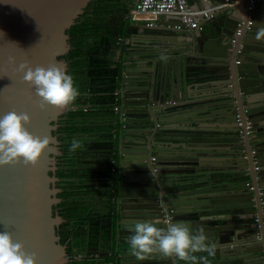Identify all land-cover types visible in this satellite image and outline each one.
I'll return each instance as SVG.
<instances>
[{
	"label": "water",
	"instance_id": "water-1",
	"mask_svg": "<svg viewBox=\"0 0 264 264\" xmlns=\"http://www.w3.org/2000/svg\"><path fill=\"white\" fill-rule=\"evenodd\" d=\"M92 1L0 0V117L27 112L32 120L28 130L50 139L36 165L26 166L21 159L0 167V232H10L26 251L36 252L38 264L69 262L59 233L65 218L55 206L63 201L57 184L63 141L57 131L73 103L67 109L41 108V98L18 67L24 62L33 69L56 65L72 75L66 57L73 48L69 29ZM240 5L241 15L234 6H225L202 20L200 31L165 27L170 37L159 36L153 44H138L149 32L134 31L129 41L134 48L127 58L120 53L125 67L142 51L145 56L138 59L153 62L154 71L137 79L124 71L120 96L125 118L122 126L116 117L112 122L117 126L112 155L120 169L118 179L111 181L107 251L114 253L116 263L190 264L158 253L144 260L131 255L129 237L135 233L130 229L136 222H155L161 228L176 223L193 232L203 228L217 244L211 264H264V204L258 190L264 186V39L254 38L257 26L264 25V0H256L251 9L249 0ZM117 57L115 53L111 61ZM213 100H220L223 110L210 123L195 118L171 133L157 126L164 107L180 102L200 107ZM238 113L252 119L256 140L240 135L245 124H238ZM252 144L262 159L257 172ZM197 196H205L206 202L194 201Z\"/></svg>",
	"mask_w": 264,
	"mask_h": 264
},
{
	"label": "trees",
	"instance_id": "trees-1",
	"mask_svg": "<svg viewBox=\"0 0 264 264\" xmlns=\"http://www.w3.org/2000/svg\"><path fill=\"white\" fill-rule=\"evenodd\" d=\"M127 3L124 0L93 1L86 12L88 16L81 17L69 29L73 48L66 57L73 60L71 76L80 95L72 104L75 108L72 107L62 116L57 131L63 141V152L59 156L60 168L57 170V175L62 179L58 185L63 188L59 192L63 201L55 208L65 218L59 226V233L62 242L67 244L69 256L73 257L77 253L88 256L72 259L68 264H95L101 261L105 264H119V261L116 263L114 253L105 250L110 238L109 218L94 213L78 200L79 195L84 193L81 189L84 185L77 184L75 178H91L97 174V178L104 176L110 182L118 179L117 168L111 164L114 144L112 130L117 126L112 123L113 120L110 123L104 122L114 119V106L122 102L115 90L122 86L124 65L120 58L111 61V57L115 54V48H121L122 52L125 50L123 40L130 29L129 18L126 17L129 11ZM116 11L120 13V18H117L120 22L119 30L110 27L108 22L100 18L104 13ZM90 38L92 40L89 41ZM84 72L87 82L83 81ZM73 138L79 139L84 147L70 152ZM89 159L95 160L98 167H86L91 162ZM69 185L71 190L65 188ZM72 193L76 195L68 199L67 196ZM87 247L105 251H99L100 257H93L87 253Z\"/></svg>",
	"mask_w": 264,
	"mask_h": 264
},
{
	"label": "clouds",
	"instance_id": "clouds-1",
	"mask_svg": "<svg viewBox=\"0 0 264 264\" xmlns=\"http://www.w3.org/2000/svg\"><path fill=\"white\" fill-rule=\"evenodd\" d=\"M254 38L264 39V25L257 26ZM160 59L167 57L161 55ZM18 71L24 74V81L35 88L36 95L41 98V108L52 105L67 109L80 95L73 77L56 65L33 69L24 62ZM31 122L27 112L10 111L0 117V167L18 163L21 159L26 166H34L49 148L47 136L41 138L28 130L26 125ZM83 147L79 139L73 138L69 151L75 152ZM130 231L135 233L129 237L130 252L138 260L158 253L190 264H211L209 257H214L217 250V244L209 240L203 228L193 232L183 223L161 228L155 222H136ZM197 253H207V256H197ZM39 259L36 252L30 253L23 243L14 241L10 232H0V264H38Z\"/></svg>",
	"mask_w": 264,
	"mask_h": 264
},
{
	"label": "crops",
	"instance_id": "crops-1",
	"mask_svg": "<svg viewBox=\"0 0 264 264\" xmlns=\"http://www.w3.org/2000/svg\"><path fill=\"white\" fill-rule=\"evenodd\" d=\"M189 1L202 3L204 5L209 4V0H189ZM234 11L238 12L239 15H241L242 5L238 4L237 6H234ZM262 16L264 17V13L262 14ZM126 17L129 18L128 21H129V26H130L129 32H128L127 36L125 37V39L123 40L126 44L125 50H124L126 58L128 55V50L134 48V47H132V45L129 42L131 34L134 31L135 32L137 31V33H140V34L143 32H149L148 35H143V37L140 36L141 38L138 39L139 40L138 44L143 43L144 45H147V44L157 43L155 38H158L159 36L170 37V36L165 35V33H164V31L166 30L165 28H162L161 26H148L149 19L146 18V16L143 18H137V20H135L134 18H132L128 14ZM100 18H102L104 21L108 22L110 27H115V28H117V30L120 29V22L118 20L120 18L119 12L116 11V12H112V13H104V14L100 15ZM136 24H137V27H135ZM90 40H92V39L90 38L89 41ZM160 42H163V41H160ZM121 51H122L121 48H115L113 50V52L119 54L117 59L120 58ZM136 53L137 52L134 53L135 59L131 63H129L128 66L125 65V67H123L122 71L124 73V71L127 70L128 72L131 73L132 78L137 79V78L144 77L149 72H153L154 68L152 67L153 62L151 63L150 60H148V62H143L142 59H138L140 56H142V58H143V56H145L142 51H139L138 54H136ZM72 64H73V62H72ZM73 70L74 69L72 67L71 71H73ZM84 74H85V72H84ZM87 80H88V78L85 74L83 81L87 82ZM167 101H169V97L167 98ZM221 105L222 104L220 103V100H213L212 102L203 103L200 105V107H199V105L197 107H195V106H192L190 103H183V102H180L176 105L171 104L169 107L163 108L164 113L161 114V118H159V122H158L157 126H158V128H162L165 131L171 133V132L179 131V128H182V127L188 125L189 123H192V119L194 120L195 118L196 119L197 118H200V119L205 118L206 122L210 123L209 121L211 119H215V118L220 116V111L223 110V109H221L222 108ZM115 114L117 116L115 115L114 117H116L117 120L120 121L119 125L122 126L123 125V121H122L123 119L121 118V113L115 111ZM209 115H210V117H209ZM111 120H113V119L111 118L110 120H108L107 122H104V123H110ZM98 123H101V122H98ZM134 130H137V129H134ZM173 141H175V140H172V142ZM173 144H175V143H173ZM89 161H91V162L86 167H93V168L98 167V164H95V160L89 159ZM131 163H132V161H131ZM113 166H115L117 168V171L119 173L120 167H119V165L116 164V161L113 162ZM128 168H130L129 172H131V173L134 172L132 164L128 165ZM96 175H94V177H91V178H83L81 176L76 177L75 181L79 185H81L83 183L84 186H82V188H85V189H82V190L87 191L88 193H91L90 196H91L92 200H94L96 202L99 201V203H101L103 201H107L110 203V201H111L110 191H111V186H112L111 182L108 181L107 178L104 176L97 178ZM85 182H86V184H85ZM105 194L107 196L106 200L103 198V195H105ZM193 200L196 202H198V201L206 202L207 198L205 196H201V197L197 196V198H195ZM183 201L188 202V200H183ZM108 209H109V207H108ZM89 254H91L93 257H100L99 254H101V253L98 252V253H89ZM128 262L129 261H126V264H133V263H128ZM95 264H105V262L101 261L100 263L96 262Z\"/></svg>",
	"mask_w": 264,
	"mask_h": 264
},
{
	"label": "built area",
	"instance_id": "built-area-1",
	"mask_svg": "<svg viewBox=\"0 0 264 264\" xmlns=\"http://www.w3.org/2000/svg\"><path fill=\"white\" fill-rule=\"evenodd\" d=\"M245 0H209V4H202L198 2H191L189 0H132L129 4V16L137 20V18H146L149 19L148 26H157L160 25L162 28H182L190 27L197 30H203L204 25L201 23L202 20L212 17L217 11L225 6H237L238 4L243 3ZM256 0H249V9L255 6ZM164 20H167L168 23H164ZM163 21V22H162ZM251 23V20H249ZM240 26L236 30V35L240 33ZM119 54L117 53V56ZM124 73L122 74V76ZM121 87H117L115 94L120 96ZM121 98V96H120ZM75 108V105H72ZM86 109V108H85ZM116 112L121 113V118H125V112L121 104H116L114 106ZM248 109L245 108L244 112ZM238 124L242 127L243 123L245 124L244 128L240 129V135L243 137L245 134L252 140L257 139L256 130L251 118L248 116L243 117L240 113L237 114ZM251 156L253 158V167L257 172L261 168L262 159L259 154V150L254 144L251 148ZM152 161L155 160V156L152 155L150 158ZM250 188H253L251 182H247ZM259 196L260 201L264 204V186L259 185ZM168 220V219H167ZM88 254L77 253L73 257L69 256L70 260H77L87 257Z\"/></svg>",
	"mask_w": 264,
	"mask_h": 264
},
{
	"label": "flooded vegetation",
	"instance_id": "flooded-vegetation-1",
	"mask_svg": "<svg viewBox=\"0 0 264 264\" xmlns=\"http://www.w3.org/2000/svg\"><path fill=\"white\" fill-rule=\"evenodd\" d=\"M93 1H98V0H93ZM92 1V2H93ZM124 2H128V0H124ZM88 15L87 14H85L84 15V17H87ZM69 62H71V64H72V60H70ZM71 66V68L73 67V65H70ZM69 71H67V73H68ZM116 161V164L117 165H119V160H117V158L116 157H114L113 156V158H112V160H111V164H113V162H115ZM107 164V163H106ZM61 180L62 179H60L59 181H58V183L59 182H61ZM57 183V184H58ZM63 183L64 184H68L66 181H63ZM59 186V185H58ZM60 187V186H59ZM70 185L69 186H66L65 188L66 189H68V190H71L70 189ZM73 187V186H72ZM81 189H85V188H81ZM61 191H63V188H62V190ZM60 191V192H61ZM85 193H82V194H80L79 196H80V198H78V200H80V201H82V204H84L85 206H87V207H89V209L90 210H92L94 213H96V214H104L105 215V217H106V219H107V217L109 218V220H110V222H111V215H110V213H109V209H108V204H109V202H107V201H103V202H101V203H99V201L98 202H96V201H94V200H92V198H91V196H90V194L91 193H88L87 191H84ZM73 195H76V193L75 194H69L68 196H67V198L68 199H71L72 197H73ZM110 195H111V191H110ZM106 194L105 195H103V198L106 200ZM92 200V201H91ZM107 204V205H106ZM59 205V204H58ZM56 209V208H55ZM56 211H57V209H56ZM58 212V211H57ZM111 230V229H110ZM109 241H110V238H109ZM109 241H108V246L106 247V251H107V248L109 247ZM88 248V247H87ZM90 248V247H89ZM105 250H102V251H105ZM110 253V252H109ZM91 255V254H90ZM97 263H100V262H97Z\"/></svg>",
	"mask_w": 264,
	"mask_h": 264
},
{
	"label": "rangeland",
	"instance_id": "rangeland-1",
	"mask_svg": "<svg viewBox=\"0 0 264 264\" xmlns=\"http://www.w3.org/2000/svg\"><path fill=\"white\" fill-rule=\"evenodd\" d=\"M132 2V0H128V4L127 7L129 6V4ZM129 15V12L127 13ZM71 257V256H70Z\"/></svg>",
	"mask_w": 264,
	"mask_h": 264
}]
</instances>
